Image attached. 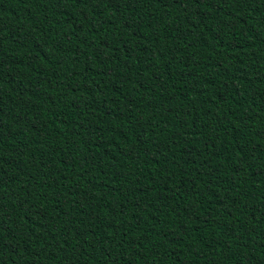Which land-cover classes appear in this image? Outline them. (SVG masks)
Wrapping results in <instances>:
<instances>
[{
  "label": "trees",
  "instance_id": "1",
  "mask_svg": "<svg viewBox=\"0 0 264 264\" xmlns=\"http://www.w3.org/2000/svg\"><path fill=\"white\" fill-rule=\"evenodd\" d=\"M0 264H264V0H0Z\"/></svg>",
  "mask_w": 264,
  "mask_h": 264
}]
</instances>
